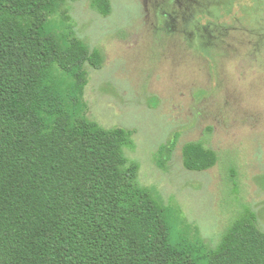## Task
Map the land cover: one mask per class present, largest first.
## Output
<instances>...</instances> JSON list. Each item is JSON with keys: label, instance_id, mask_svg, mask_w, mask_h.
Segmentation results:
<instances>
[{"label": "trees", "instance_id": "obj_1", "mask_svg": "<svg viewBox=\"0 0 264 264\" xmlns=\"http://www.w3.org/2000/svg\"><path fill=\"white\" fill-rule=\"evenodd\" d=\"M79 1L0 0V264H264L255 211L209 247L178 205L140 184L127 155L135 131L90 119L87 67L103 58L69 23L65 7ZM217 162L199 143L183 148L189 171Z\"/></svg>", "mask_w": 264, "mask_h": 264}, {"label": "rangeland", "instance_id": "obj_2", "mask_svg": "<svg viewBox=\"0 0 264 264\" xmlns=\"http://www.w3.org/2000/svg\"><path fill=\"white\" fill-rule=\"evenodd\" d=\"M94 1L65 7L103 58L87 67L90 119L135 131L127 155L140 184L178 205L209 247L247 209L264 232V0H110L108 16ZM189 143L216 152L217 164L187 170Z\"/></svg>", "mask_w": 264, "mask_h": 264}]
</instances>
